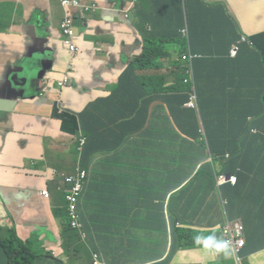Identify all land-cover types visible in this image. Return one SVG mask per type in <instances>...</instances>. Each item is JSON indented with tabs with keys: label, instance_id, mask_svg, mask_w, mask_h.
<instances>
[{
	"label": "crops",
	"instance_id": "crops-1",
	"mask_svg": "<svg viewBox=\"0 0 264 264\" xmlns=\"http://www.w3.org/2000/svg\"><path fill=\"white\" fill-rule=\"evenodd\" d=\"M101 1V10L85 15L86 26L76 20L79 51L72 55L68 11L58 0H0L1 226H15L24 241L31 240L34 264L43 253L40 264H80L76 243L92 252L93 240H99L101 251L95 252L107 256V264H150L167 258L177 230L205 235L217 245L228 222L238 220L244 227L242 264H264V139L257 137L264 132L262 46L245 42L233 55L229 41L205 33L208 16V24L218 20L229 25L232 20L237 38L264 35V0H197L204 6L198 19L204 31L195 44L205 46L195 52L200 57L193 62L197 110L183 103L184 91L172 90L174 76H184L182 63L174 64L182 53L177 34L186 0H131L128 16ZM187 1L194 15L193 2ZM149 47L159 49L150 59L163 62L164 75L174 80L165 82L166 93L156 90L160 82H151L150 92L157 98L144 102L139 73L125 71L134 57H146ZM217 47H224L221 53L214 51ZM31 62L45 72L46 83L40 84L44 89L33 90L32 99L6 97V69ZM66 76L69 83L61 88ZM126 103H137L129 126L135 133L122 132L120 150L110 151L98 132L85 125L94 134L95 149L84 162L89 179L80 207L85 234H79L69 227L66 185L59 176L72 175L82 166L79 136L62 131L54 107L86 115L84 121L92 116L101 121L122 112ZM198 123L200 132L208 128L211 134L205 140L197 132ZM141 135H146V153L126 152L139 145ZM227 141L235 149L240 142L255 148L237 169L239 186L222 190L215 174L223 173L220 164L216 169L209 161L220 160V145ZM208 142L215 144L213 153ZM248 149L244 147L245 153ZM120 154L124 160L118 162ZM39 231L41 238L36 236ZM210 259L186 250L173 263L213 264ZM0 264H7L1 250ZM225 264H236L234 257Z\"/></svg>",
	"mask_w": 264,
	"mask_h": 264
},
{
	"label": "trees",
	"instance_id": "trees-1",
	"mask_svg": "<svg viewBox=\"0 0 264 264\" xmlns=\"http://www.w3.org/2000/svg\"><path fill=\"white\" fill-rule=\"evenodd\" d=\"M185 2V0H182ZM204 9V6L202 4L199 5ZM192 9H194L192 5ZM184 10V20L179 25L180 27V34L178 35V39L180 40V46L182 48V53L180 54V57L176 59L175 66H180L182 63L183 73L184 76H174L175 81L173 82V91L179 92L184 91L187 96L184 99L183 103L189 100V91H190V85L184 84V81L186 79V73H185V67L187 68L189 66V63L183 61L182 57L186 53H192L195 54V52H199L200 49L205 48V46L200 47L195 44V37H199V34L204 31V26L202 27V22L199 23V18L203 16L197 15L196 12H194V15L191 14V7L189 2L186 0V10ZM173 21H178L177 18H173ZM210 22L208 16L205 23H207V26L205 27V33L207 34V37H211L212 35L216 34L217 38L221 39L223 42H228L231 44L230 46L237 42V40L240 39V37L245 36L248 39H251L254 44L262 46V53L264 55V35L259 33L252 35L251 37H248L247 35L239 36V38L236 37L237 29L235 27L234 22L231 20V24H227L226 21H220L216 20L212 24H208ZM187 26L188 31L187 33H184L182 29ZM230 47V48H231ZM224 47H217L214 48V51L217 53H221L222 49ZM158 48L149 47V52L147 56H142L139 58V60H143V63L141 67L144 68V70H148L151 72H158V70L162 67L158 62H154L150 59L151 56H155L157 53ZM164 51H170L169 49L165 48ZM172 52H170L171 55ZM147 61H152L151 63H147ZM194 68V63H193ZM128 73H133L136 69L134 68L133 64L131 65L130 69H127ZM165 77V78H164ZM152 82H160L161 85H156V90L158 92L166 93L168 91V88L165 87L166 82V76L163 75V77H155L152 79ZM182 89V90H181ZM198 93V92H197ZM145 98V99H144ZM157 98L156 95H153L150 93H147V91H144L141 95V100L144 102H151ZM175 98H179V96H175ZM182 103V104H183ZM137 103H126L124 108L122 109V112L116 113L108 118L100 117V120H97L95 117H89L85 121L86 115H80L77 116L73 114L70 111H64L62 114L58 115V118L62 121V131L66 134H69L71 136L77 135L80 131L84 132V135L87 137L88 142L84 148V151L82 153V157L84 159L88 158L89 153L93 152L95 149V146L93 144L94 134L92 133V130L87 128L86 126L93 127L98 134L103 138L105 143L108 145V149L110 151H114L113 149H121V143H122V132H128L130 135L134 134L135 132L129 129V126L131 125V122H133V115L135 113V108H137L135 105ZM261 105H262V111H264V96L261 98ZM57 113H59V109L57 110ZM200 117V116H199ZM197 117V121L199 122L200 118ZM245 122L248 121L247 116H242ZM239 119V117L237 118ZM85 123V124H84ZM86 125V126H85ZM197 132L200 136L202 134L200 133L199 123L197 125ZM251 130L247 134L249 137L253 136L251 134ZM205 135L209 137L211 135L208 131V128H206ZM257 137L264 139V132H260V134L257 135ZM209 150L212 152L215 149V144L213 142L207 143ZM248 146L249 149L245 153L244 147ZM221 156L219 157L220 160L218 163L221 167V172L225 174H236L238 176V168L243 167V162L246 161V157L248 156V153L250 151H254L255 148L254 145H251L250 143H243L240 142L238 144V148H234V144L230 142H224L221 143ZM146 142L143 140L140 142V145L138 149L135 151L137 155H143L146 153ZM122 152V151H121ZM213 153V152H212ZM227 155L229 157L227 158ZM124 158H121V161H123ZM217 177V172H215ZM215 177V175H213ZM241 183V179L238 176L237 184H233L228 182L220 186L222 190H224L227 187L230 188H237L239 184ZM69 216V214H68ZM69 227H71L69 222ZM72 228V227H71ZM73 229V228H72ZM75 230V229H73ZM76 231L79 233H84V225L82 222V228L76 229ZM181 230L178 231V241L180 242V247L187 248L190 245L187 242L188 236L190 233H180ZM79 233V234H80ZM193 233V232H191ZM85 234V233H84ZM33 239H36L35 237ZM0 250L3 252V254L6 257L7 264H34V255H35V249L33 247V244L31 243V240L24 241L18 234L17 228L15 226L11 227L10 229H7L0 225Z\"/></svg>",
	"mask_w": 264,
	"mask_h": 264
},
{
	"label": "clouds",
	"instance_id": "clouds-1",
	"mask_svg": "<svg viewBox=\"0 0 264 264\" xmlns=\"http://www.w3.org/2000/svg\"><path fill=\"white\" fill-rule=\"evenodd\" d=\"M58 1L63 6L64 10L68 11V13L66 15V17H67L66 18V21H68L69 24H70V29H69L70 30L69 31V37L70 38L67 41L68 50H69V52L72 55H76L78 53V51H79V47L76 44L75 22L77 20V21H79V23L81 24V26H86V18H85V15L88 14V13H91V12H96V11L101 10L102 9V1L101 0H90L89 2H86L85 1V3H83L80 0H73L75 2V4H73L71 7H65L63 5V1L62 0H58ZM105 1H106L107 5L109 6L110 9H115V10L118 11V13H120L121 15H124V16H128V12H129L128 7H129V4H131L132 7H134V2H131V0H105ZM131 9L132 8H130V10ZM240 39H241V37H240ZM239 40H237V41H239ZM249 40H251V39H249ZM64 41H66V38H64ZM242 43H245V42H242ZM241 44H240V47H241ZM253 44H254V42H253ZM138 60H139V56H136L133 59H131V61L126 65V71L125 72H128L127 69H130L131 68V65L134 64ZM37 64L39 65L38 62H37ZM18 65H20V64H18ZM135 71H137V70H135ZM44 77H45V79L41 83H46V79L47 78H46L45 75H44ZM41 83H34V84H32V87L31 88H26L27 89V94L26 95H31L32 94L27 99H32V98H34L36 96V94H33L32 91L36 89V91L34 93L39 92L40 91V87L38 88L37 85H40ZM68 83H69V77L66 76L65 80H63L62 82H60L61 88L66 87L68 85ZM188 101H186V103ZM56 109L58 110L59 108L57 106L54 107V115L56 117H58V115L62 114L64 111H69V110H64V111L63 110H59V113H57ZM72 113L75 114V115H77V116H79L78 114H76L74 112H72ZM200 133L202 134V137H203L204 140H205V137L207 139V136L205 135V133H203V132H200ZM76 136H79L78 151L80 152V160L82 162V166H79L76 169V173H74L72 175L59 174V176L64 180V183L66 185V188H65V199H66V202H67L66 196H67V193H68L69 187H70V185L67 183L68 178H71V177L76 176L79 172L85 173L86 181H85L84 189L80 192V195L78 197L79 212H80V207H81V204H82L83 199H84V193H85L86 184H87L88 179H89L88 170H86L87 168L84 165V162H85L86 159H84L82 157V153H83L84 148H85V146H86V144L88 142V139L84 135V132L83 131H80L77 135H74L73 137H76ZM67 209H68V203H67ZM81 220H82V218H81ZM237 221L238 220L228 222V225L223 229V232L219 234L220 235V239L218 240L217 245H216V243L214 241H212L209 237H207L205 235H202V234H199L198 235V234H195V233H190L189 236H188V239H187V242H188V244L190 246L187 247V248H182V247H180V242L178 241V231L179 230H183V229H179V230H177L176 236L174 237V239L171 242L170 252H169V255L167 256V258H165V260H163L161 262H154V263H150V264H174L173 263L174 256L178 252H180V251H186V250L196 251V252H202L204 254L210 255L211 256V259L210 260H211V262L213 264H225V263H227V260H230L233 257H234V260H235V263L236 264H238L237 257H239L241 259L240 264H242L243 258L241 256V252H242V250H243V248L245 246L241 249V251L238 254H235L233 252V250L231 249V247L227 243H225L226 242V237H225L224 231L228 228V226L230 224H232L231 227H233V225H234L233 223H235Z\"/></svg>",
	"mask_w": 264,
	"mask_h": 264
},
{
	"label": "built area",
	"instance_id": "built-area-1",
	"mask_svg": "<svg viewBox=\"0 0 264 264\" xmlns=\"http://www.w3.org/2000/svg\"><path fill=\"white\" fill-rule=\"evenodd\" d=\"M63 5L65 7H71L75 2L73 0H62ZM182 31L184 33H187L188 28L185 26ZM242 42H247L253 45V41L249 40L247 37L242 36L241 39L237 42H235L231 47V53L233 55H237L240 50V44ZM199 54H192V53H186L183 55L182 59L189 63V66L185 67V73L187 75V78L185 79V83L189 84L191 86L190 92H189V101L186 103V106L188 108H192L197 110L198 109V94L196 90L195 80H194V69H193V62L195 59L199 58ZM229 155H227L228 157ZM86 181L85 173L79 172L76 176L68 178L67 183L70 185L69 191L67 193V203H68V213L70 218V225L73 229H81L82 228V220L81 215L79 212V203H78V197L80 195V192L84 189ZM238 181L237 177L235 175L230 174H217V182L219 185H223L225 183H232L236 184ZM43 196L45 198H49V192L44 191ZM233 227H231L232 224L228 226V228L224 231L226 242L233 252L235 254H238L241 249L245 246V239H244V227L237 222L233 223ZM96 259L99 257L98 254H95ZM238 264H240L241 259L237 257Z\"/></svg>",
	"mask_w": 264,
	"mask_h": 264
},
{
	"label": "rangeland",
	"instance_id": "rangeland-1",
	"mask_svg": "<svg viewBox=\"0 0 264 264\" xmlns=\"http://www.w3.org/2000/svg\"><path fill=\"white\" fill-rule=\"evenodd\" d=\"M193 2V7L197 13V15H202L204 13V10L202 7H200L197 3V0H192ZM36 25V24H34ZM45 51H48L47 49ZM36 52V51H35ZM181 53V52H180ZM152 61H147V63H151ZM143 63V60H138L136 61L133 66L134 68L137 70V72L139 73L140 77L142 78L143 80V84H144V88L145 90L147 91V93H150V90H151V82H152V79H154L155 77H151L149 74H147L145 71H148V70H144L143 67H141ZM162 67L158 70V72H154L156 74H158L160 77H163L164 74H167L165 72H167V69H166V66L163 62H158ZM29 65H32L34 67L37 68V63L36 62H31ZM165 78V77H164ZM174 80V77L171 76V75H167L166 76V81L167 82H171ZM32 87V84H30L27 88H31ZM37 87H41L42 90L44 89L43 86H40V85H37ZM12 95L14 96L15 93H12ZM151 114V111L149 112ZM146 135H141L139 136V145H140V142L143 140V138L145 137ZM139 145L135 148H128L127 150H125L126 152H129V151H136L139 147ZM0 154H3L2 152H0ZM122 157V154L119 155V159H118V162H120V158ZM209 163H211L216 169L219 167L218 166V162L216 161L215 158L212 159V162L209 161ZM29 166V165H28ZM212 179L215 181V179L212 177ZM118 211H122V207H118L116 208ZM120 218H122V215L119 216ZM148 220H153V218H147ZM47 236L50 237L52 235L51 232H46ZM41 235L42 233L39 231L38 237L41 238ZM92 252L91 250L89 249V247L87 245H85L84 243L78 241L76 243V247L77 249L81 252L82 254V258L80 260V264H106L108 262V258L107 256L104 257L103 255H100L97 259H96V255L98 252H100V243H99V240H93L92 242ZM97 253H96V252ZM45 254L43 253L42 255H39V258H38V263L37 264H40V258L42 256H44ZM231 256V255H230Z\"/></svg>",
	"mask_w": 264,
	"mask_h": 264
},
{
	"label": "water",
	"instance_id": "water-1",
	"mask_svg": "<svg viewBox=\"0 0 264 264\" xmlns=\"http://www.w3.org/2000/svg\"><path fill=\"white\" fill-rule=\"evenodd\" d=\"M44 66L51 67V64H43ZM6 75L4 80L9 89V92H4L3 94L6 97L11 99H27L31 95L27 94V87L30 84L41 83L44 81L45 72L42 71L39 67L36 68L32 65L20 64L15 68L9 67L6 69ZM24 89L23 93L22 90ZM12 93H15L13 96ZM34 97V96H33Z\"/></svg>",
	"mask_w": 264,
	"mask_h": 264
}]
</instances>
